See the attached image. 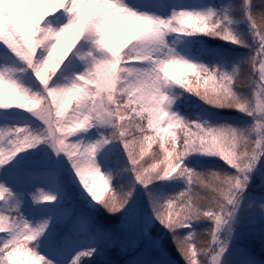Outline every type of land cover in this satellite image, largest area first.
I'll use <instances>...</instances> for the list:
<instances>
[{"label": "snow or ice", "instance_id": "1", "mask_svg": "<svg viewBox=\"0 0 264 264\" xmlns=\"http://www.w3.org/2000/svg\"><path fill=\"white\" fill-rule=\"evenodd\" d=\"M59 10H63L67 15V22L54 27L46 18L50 14L58 13ZM207 10L209 14L214 11L212 8ZM191 18L204 19L200 11L192 9H180L173 16L162 18L138 12L124 4L123 0H0V41L26 62L42 86V92H32L6 75L10 70L0 71V108L17 106L26 109L44 125L39 131H32L27 125L0 128V141L9 135L13 137L9 141L11 147L0 146V166L9 164L17 153L24 149L47 142L57 154L64 153L68 157L91 200L114 214L121 212L129 204L134 185H129L119 192L114 191L107 198H103L108 181L112 177L107 174V179L105 178L96 157L105 145L112 140H119L130 163L134 183L147 188L155 179H168L173 177V174L186 179L188 187L164 201L150 194L152 214L161 225L169 230L181 226L191 227L192 221L203 216L219 222L220 215H217L219 209L195 205L194 200L202 197L193 194L192 190L194 185H199L207 192L214 191L212 181L220 179V173L191 169L184 165V158L192 153L214 155V152H223L219 144L205 145L225 134H235V129L230 124L209 126L199 121H187L178 113L171 111L168 106L173 101L165 92V86L172 81L176 84L185 82L173 75L169 69L183 68L186 58L180 56L174 49H168L167 58L163 52L160 55H154L152 52L154 49L164 48L167 44L165 36L168 33L208 35L203 29L198 33L175 31L174 22L186 23L187 19ZM85 34H88L91 40L92 50H103L104 54L89 59L88 54L77 51L76 55L88 65L87 70L74 75L70 85L55 84L52 82L53 77ZM211 37L239 44L228 32L214 33ZM128 43H131V46L122 52ZM133 47L145 48L148 51L137 58H129L127 52ZM41 48L45 49V54L39 51ZM261 55H264V45L257 46L255 56ZM189 71L192 69L189 68ZM195 75L197 86L187 87L188 92L213 107L240 110L228 104V97L231 95L228 85L232 80V72H225L218 67H197ZM201 78L203 85L199 83ZM209 83L211 87H208ZM91 85L94 87H90ZM221 90L225 95H220ZM125 96L126 103H119L118 101ZM73 99L77 102L72 114L65 120L59 119L64 116L65 109ZM125 113H130V118L126 119ZM142 113H147L148 127L156 130L157 136L160 137V148L166 154L164 159L152 163L150 168L145 167L139 158L144 156L146 149L141 146L139 153L136 152L138 139L135 137L132 122ZM94 124L111 125L116 134L101 135L88 143L68 140L80 130L90 128ZM173 127L181 129L182 138H178L175 133H169V129ZM135 128L141 133L145 131L139 124H136ZM169 135L171 139L168 143L171 148L165 144V138ZM143 139L149 142L150 147L156 137L145 135ZM178 139L181 141L179 149L175 147ZM196 145L201 146L199 151L195 150ZM173 156H177L183 163L178 161L177 167L160 175L162 166L167 167L165 161ZM262 157L264 148L251 153L250 162L254 168ZM232 163L238 162L234 160ZM236 176L237 170L223 177L224 183L228 185L221 193V199L225 202L231 199L234 191L231 186L239 183ZM13 196L14 193L6 180L0 178V200L7 201ZM32 196L35 203L56 200L54 194L43 189ZM20 204L21 201L16 200L11 209L0 211V233L4 234L0 236V264H54L37 251V244L44 242L38 241L37 238L48 232L50 222L54 219L60 222L65 218L68 215L67 211L56 209L58 215L49 214L33 224L19 211ZM219 207L222 209L223 203ZM228 207L231 210L233 206L229 204ZM74 226L82 230L87 227V221L80 217ZM231 231L229 228L230 233ZM191 235L189 232L183 239L175 237L174 239L187 264H199L198 256L201 252L186 247V241ZM94 251V248L77 251L72 256L70 264H81L83 258L90 257Z\"/></svg>", "mask_w": 264, "mask_h": 264}, {"label": "rangeland", "instance_id": "2", "mask_svg": "<svg viewBox=\"0 0 264 264\" xmlns=\"http://www.w3.org/2000/svg\"><path fill=\"white\" fill-rule=\"evenodd\" d=\"M123 2L138 12L149 13L162 18L169 17L174 9L178 11L180 9L204 11L208 8H212L219 14L227 15L232 18L233 23L229 25L230 29L236 34H243L246 37L247 44L251 45V42H253L248 32V23L246 20L240 21V14L235 12L232 7L234 4L239 3L240 0H228V2L222 0L220 4H213L210 0H123ZM46 20L51 21L54 27H58L67 21V15L63 13V10H59L56 14H50ZM195 36L201 40L211 41L214 45L217 43L219 47H226L230 52L229 55L222 52L220 55L210 58L209 62L205 63L206 65L218 67L230 73L233 68L243 60L244 62L240 65L242 78L247 79L249 75L252 74V68L247 62V59L249 55H255L256 53L253 52L251 47L235 44L219 37H211L205 34L185 35L168 33L165 36V40L169 47L173 48L180 56L199 63V61L191 55L190 46L187 43V39ZM130 46L131 43L126 44L122 52L126 51ZM208 47L210 48L209 44L206 46V51ZM91 48V40L88 38V34H85L77 42V45L74 46V49L70 52L68 57H66L65 62L53 77L52 82L59 85H70L74 75H78L87 66L86 63L76 55V52H85ZM245 48L249 50L245 51ZM39 51L45 54L44 48H41ZM93 54L99 57L102 56L104 52L103 50L97 49ZM233 56H235L234 60L232 59ZM246 62L247 64H244ZM5 69L10 70L6 75L29 88L32 92H42V86L34 76L32 69L27 66L26 62L22 61L8 50L6 46L3 45L2 41H0V71H4ZM170 71L182 82H185L176 84L175 81H172L171 84L165 86V92L173 101L171 105L168 106L171 111L182 116L181 112L176 108L175 100L171 94L172 90L177 88L188 97V101L197 99L199 104H206L198 96L187 91V87L197 86L196 78L194 79L190 72H187L182 67H174ZM161 75H163V73H161ZM199 83L203 85L202 78ZM211 86V83H209L208 87ZM90 87H94V85ZM236 91L248 93L250 90L236 89ZM102 95L104 94L102 93ZM126 101L127 97L125 96L118 102L123 104L126 103ZM49 102L51 103V97H49ZM76 102L77 101L73 99L67 109H65L64 116L59 119L65 120L71 115ZM206 105L214 110L219 109L232 113L234 111L241 117L236 118L235 123H228L220 117L209 115L202 118L195 112V105L192 107L193 114L190 118L187 119L182 117L185 120L187 119V121H199L209 126L230 124L237 127H244L252 122V117L240 110ZM125 116L126 119H128L131 114L125 113ZM165 120H167V117H165ZM136 124H139L145 131L141 133L139 129L135 128ZM25 125L32 131H39L44 127L42 121L26 109L17 106L7 109L0 108V128L12 126L22 127ZM104 131L109 136L116 134L115 129L111 125L94 124L90 128L80 130L72 137H69L68 140L88 143L98 139ZM133 131L135 137L138 139L136 152L139 153L141 146L146 149L144 156L139 157L141 163H143L145 167L156 162V160L151 159V157L157 152L160 154L159 159H164L166 154L160 148V137L157 136L155 129H150L148 127L147 113H142L140 116L136 117L133 123ZM169 133H175L178 138L183 137V132L178 127L169 129ZM57 134L60 135V133ZM145 135L156 137V139L151 142L150 147L149 142L143 139ZM12 138L11 135L5 137L3 141H0V146L6 148L11 147L9 141ZM170 139V135L165 138L166 147L169 148H171V145L168 143ZM118 141H111L109 144L105 145L99 150L96 157L105 178L107 179V174H110L112 177L111 180L108 181V186L103 193V198H107L108 188L111 184L116 185L119 190L126 189L129 185H134L133 195L126 208L121 212L112 213L116 220V224L112 229L120 240L117 244L103 246L106 242H112L109 240V236L106 237L107 235L103 234L99 224V220L101 221L102 219V217L100 219L102 211L106 212L107 210L100 204H96L91 200V197L79 181L71 161L64 153L57 154L49 143L41 142L35 147L27 148L17 153L16 157L10 161L9 164L0 166V178L6 180L8 186L14 193V196L7 201L0 200V211L11 209L16 200H20L21 204L19 211L33 224L43 220L49 214L58 215L56 209L67 211L68 215L65 218L60 220V222L54 219L50 222V229L48 232L44 236L37 238L38 241H44L42 244H37V251L47 259L52 260L54 264H69L72 256L77 251L88 248H94L95 251L90 257L83 258L81 264H116L122 257H127L131 261H138L140 264H176L162 248L161 243L166 237L165 235L167 233L165 230L168 228L161 225L152 214L149 196L151 194L154 197H160V199L162 198L161 201L171 198L163 194V191L167 188V184L172 187L176 184V186H179V190L184 191V189L188 187L186 179L178 174H173V177L168 179H155V183H151L147 188L139 183H134V175L131 171L127 155L123 145ZM180 142V139H178L177 144H180ZM205 159L220 161L223 165L232 169L233 172L236 171L234 168L227 165L218 155L202 153H192L188 155L184 158V165L191 168L198 162L205 161ZM59 176H62V186L58 181ZM41 189L54 194L56 200L52 202L35 203L32 194L38 193ZM192 191L193 194L205 196V190L199 185H194ZM178 193L179 191L174 194L178 195ZM260 194H264V157L257 162L256 167L251 173L250 181L241 196L240 207L236 211L235 219L231 221L232 231L230 236H228L227 232L222 233L223 236H228L230 240L226 256L232 254L236 245L242 243L246 239H252L256 233H258L264 241V211L260 208V204L264 203V198H261ZM80 217L87 221V227L82 230L74 226L75 221ZM204 220L205 218H200L192 221L191 227L181 226L179 229L188 230ZM3 235V233H0V236ZM108 235H110V233ZM31 243L33 242H30V244ZM98 243H102V245ZM255 243L259 246L260 252L264 254V242L257 240ZM234 255L236 258H240L239 254H236L235 251ZM150 257L153 260L147 262V259Z\"/></svg>", "mask_w": 264, "mask_h": 264}, {"label": "clouds", "instance_id": "3", "mask_svg": "<svg viewBox=\"0 0 264 264\" xmlns=\"http://www.w3.org/2000/svg\"><path fill=\"white\" fill-rule=\"evenodd\" d=\"M232 7L235 12L240 14L239 20H246L248 23V32L253 41L251 45L247 44L246 37L243 34H236L230 29L229 25L233 23L231 17L219 14L215 10L211 14H209L208 10L200 11V14L203 15L204 19L191 18L187 19L186 23H180L179 21L174 22L176 25L175 31L198 33L203 29L209 36H212L214 33L228 32L232 34L237 43L251 47L253 52L256 53L257 46L264 45V0H260L258 7L253 3V0H240L239 3L234 4ZM176 11L177 10L174 9L169 17L173 16ZM168 49L173 48L166 44L163 49L157 48L152 50V52L155 55H160V53L163 52L165 58H167ZM146 51H148V49L133 47L128 50L127 56L129 58H137ZM94 52L95 51L91 48L84 53L88 54L89 59H91L95 56L93 54ZM254 57L255 61H253ZM243 62L244 61L242 60L232 70V80L228 85V91L231 93L228 97V104L237 107L241 112H246L247 115L252 117V122L244 127L231 125V127L235 129V134H225L219 137L216 141H209L205 145H220L223 152H214L213 154L219 155L229 166L236 168V179L239 183H234L231 186L234 189L231 194V199L226 202L223 201L221 199V193L228 188V185L224 183L223 177L227 175V173L217 171L220 173V179H214L212 181L214 191L207 192L205 196H201V199L194 200L195 205L203 208L217 207L219 209L217 215H220L219 222H216L214 218H209L207 216L201 217L213 221L212 226L205 230L206 236H210V240L193 231L191 232V238L186 241V247L189 250L195 249L201 252L203 258L199 259V264H226V253L230 244L228 236L231 234L229 228L232 229L231 221L235 219L236 211L240 207L241 196L250 181V176L254 169V166L250 162V155L261 148H264V55L259 57H256L255 55L248 56L247 62L251 65L252 74H250L247 79L242 78L240 72V65ZM253 62L255 64L254 67ZM87 67L88 65L85 67V71L87 70ZM197 67L214 68V66H209L202 62H193L188 59L183 62V68L187 72H190L194 79L196 78L195 69ZM189 68H191L192 71H189ZM122 75L124 74L122 73ZM236 89H249L250 91L245 93L238 92ZM220 95H225L223 90H221ZM132 123H134V121ZM191 138L192 137H189V139ZM200 148V145L195 146V150L197 151H199ZM246 153L248 155H245ZM159 156L160 154L157 152L151 157V159L159 161L161 160L159 159ZM234 160L238 163L233 164L232 161ZM178 161L179 158L177 156H173L170 160L165 161L167 167L162 166L159 174L162 175L164 172H170L172 168L177 167ZM179 163H183V161H179ZM151 164L147 167L150 168ZM93 199H95V197H93ZM222 203L223 208L220 209L219 206ZM229 204L233 206L231 210H229ZM260 208L264 211V203L260 204ZM221 212L223 214H221ZM225 232L228 233V236L222 235V233ZM193 255H195V252H193Z\"/></svg>", "mask_w": 264, "mask_h": 264}, {"label": "trees", "instance_id": "4", "mask_svg": "<svg viewBox=\"0 0 264 264\" xmlns=\"http://www.w3.org/2000/svg\"><path fill=\"white\" fill-rule=\"evenodd\" d=\"M211 3L213 4H220L222 0H210ZM228 2V0H225ZM238 1V0H236ZM253 3L257 5V7L260 4V0H253ZM187 43L190 46V53L191 55L194 56V58L202 63H208L209 59L212 57H216L220 55L222 52H225L227 55L230 54L228 48L224 47H219L218 44L216 43L215 45L213 42L201 40L198 37H192L187 39ZM253 42H251L252 44ZM210 45V48L208 47V50L206 51V46ZM217 46V48H216ZM216 48V49H215ZM249 50L248 48H245V51ZM235 56L232 57L234 60ZM244 64H247L244 63ZM249 70V66H248ZM172 96L175 100V106L176 108L181 112L182 116L185 118H190L193 114V108L195 105V112L198 113V115L202 118H205V116H214V117H220L222 120L228 122V123H235L236 118L241 117L240 115L236 114L234 111L228 112V111H223V110H214L207 106L206 104H199L198 100H189L188 97L184 95V93L179 89H174L172 90ZM205 103V102H204ZM197 106V107H196ZM186 119V120H187ZM104 136H109L105 131L102 133ZM118 140H112V142H117ZM119 142V141H118ZM176 148H180V144L176 145ZM191 169H195L199 172H209V171H219L221 173H227L231 174L234 173L232 169L228 168L227 166L223 165L220 161L217 160H208L205 159V161H200L197 164L193 165ZM62 176H59L58 181L60 182V185L62 186ZM153 184L155 183L152 182ZM179 186L172 187L167 184V188L163 191L164 195L166 197L170 196L173 197L175 196L174 193H177V191H181L178 188ZM119 192V189L116 185L111 184L108 188V194H111L112 192ZM198 191V190H197ZM196 191V192H197ZM179 194V193H178ZM207 194V191L205 190V195ZM157 197V196H156ZM261 198H264V194H260ZM160 198V197H159ZM162 199V198H161ZM152 211V210H151ZM102 217V219H101ZM99 224L101 227V230L104 235H107L106 237L109 238L112 242H106L103 246L106 245H112V244H117L120 242V240L117 238L115 235V231H113V227L116 224V220L114 219V215L110 214L108 211H102L100 215ZM213 224V221L205 218L203 222H200L198 225H194L190 229H184L181 230L178 228L174 230H169L166 229V237L164 238L162 244V248L164 249V252L168 254L171 259L176 263V264H187V261L185 258L182 256L181 252L178 250L177 244L175 242V238L177 239H183L189 232H195L197 234H200L202 237H206L207 239L210 240V236H206V229H209ZM110 233V235H108ZM256 233L252 239H246L242 243H239L238 245L235 246L233 249L235 253L239 254V259L235 257L234 251H232V254L226 256V264H264V254H262L259 250V246L256 245L255 241L259 240L261 242H264L261 237ZM103 243V242H102ZM102 243H98L101 244ZM202 254L198 256V259H202ZM153 259L150 257L147 259L148 261H152ZM116 264H140L138 261H131L127 257H122Z\"/></svg>", "mask_w": 264, "mask_h": 264}]
</instances>
